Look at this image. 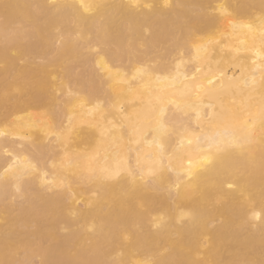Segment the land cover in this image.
Returning <instances> with one entry per match:
<instances>
[{
	"label": "bare ground",
	"instance_id": "6f19581e",
	"mask_svg": "<svg viewBox=\"0 0 264 264\" xmlns=\"http://www.w3.org/2000/svg\"><path fill=\"white\" fill-rule=\"evenodd\" d=\"M0 123V264H264V0H0Z\"/></svg>",
	"mask_w": 264,
	"mask_h": 264
},
{
	"label": "rangeland",
	"instance_id": "374dc122",
	"mask_svg": "<svg viewBox=\"0 0 264 264\" xmlns=\"http://www.w3.org/2000/svg\"><path fill=\"white\" fill-rule=\"evenodd\" d=\"M233 19H234V18H233ZM236 19H237V18H236ZM166 47H168V44H165L164 47H163V49H162V48H159L158 50H156V52L153 54V56H154V57H158V56L163 55L162 53L165 51V48H166ZM178 56H179V54H178ZM178 56H176L175 59L178 58ZM175 59L172 60V57H171V59H170V57L168 58V60H171V62H172V61H175ZM168 60H167V61H168ZM168 62H169V61H168ZM171 62H170V63H171ZM175 62H176V61H175ZM175 62H174V63H175ZM80 68H81V67H77L75 70L78 71ZM70 88H71V87H70ZM70 88H69V89H70ZM72 88H73V87H72ZM69 89H68V90H69ZM66 90H67V89L65 88V89H64V92L62 91L63 93L60 92L61 95L59 96V97H61V99L63 98L62 100L59 98V99L61 100V101H60V100H59V101H60V102L63 101V102L61 103V105H62L63 108H66V110H64L63 108H60V107H61V106H60V102H58V103L55 105L56 108H58V109H56V111L59 110V109H60L61 111H63V112H61L60 110L57 111L58 114L60 113V115H63V118H64V115H65L64 112H65V111L67 112V106H68V107L70 106V104H68V103H70V102H68L67 99H66V98H67V95H68V93H66ZM70 90H74V88H73V89H70ZM84 94H85L84 92H79L78 95H77V97L82 98V97L84 96ZM106 94H107V93L104 92V93L102 94L103 96L101 95L102 100H99V101L102 102V104L107 103V105H108L109 101H111V100H112L111 102L114 103L115 100H114V99H110V97L113 98V96H107V97H106ZM79 95H80V96H79ZM104 95H105V98H106V99L103 98ZM108 99H109V100H108ZM87 100H88V99H87ZM87 100H84V103H86ZM107 100H108V101H107ZM66 101H67L68 103H67ZM89 101H91V100H88V102H89ZM88 102H87V105L89 104ZM64 103H67L68 105H66V104L63 105ZM91 103H92V101L90 102V104H91ZM112 103H111V104H112ZM57 105H58V106H57ZM91 105H92V104H91ZM104 105H105V104H104ZM55 106H54V108H52L53 111H54V113H55V115H54V113L52 114V115H54V116H52L53 118H54L55 116L58 115V114L56 115ZM64 106H66V107H64ZM88 106H90V105H88ZM44 107H45V106H43L42 104H39V103H33V104L29 105V106H26V107L21 108L20 110H18V111H16V112L10 113L8 121H9V120H13V119H15L16 116H19V115H25V114H27V113L30 112V111L33 113V115L35 114V116H37V117H40L41 114L44 115V113H45V115H44L43 117H46V115H47L46 113L48 112L49 109H48L47 107H46L47 109H45ZM44 109L47 110V111H45ZM38 111H39V112H38ZM43 111H45V112H43ZM49 111H50V110H49ZM35 112H36V113H35ZM37 112H38L39 114H37ZM42 112H43V113H42ZM51 112H52V111H50L49 114H50ZM40 113H41V114H40ZM61 113H63V114H61ZM49 114H48V115H49ZM38 115H39V116H38ZM48 115H47V116H48ZM66 115H67V114H66ZM66 115H65V117H66ZM41 117H42V116H41ZM48 117L51 118L50 115H49ZM48 117H47V118H48ZM61 117H62V116H59V118H58V119H60L59 121L62 120ZM49 118H48V119H49ZM41 119H43V118H41ZM45 119H46V118H45ZM59 121H58V123H59ZM3 123H4V122H3ZM3 123H0V127H1V126L3 127V125H5V124H3ZM2 124H3V125H2ZM54 143H55V142H53V144H54ZM54 145H55V144H54ZM57 163H58V161L56 160V164H57ZM76 167H77L76 165H74V167L71 166V169H73V170L70 169V173H69V171H68V173L64 172V169L60 167L59 169H61V170H59V172H60V173H66V174H68V176H69V174H70L69 177H70V179H71V183H72V185H73V186H77V187H80V185H81V187L83 188L85 185L83 186V185L80 184L79 182H77L78 184H73V183H75L76 181H78V177H77L78 174L76 173V171H77L78 168H76ZM69 168H70V166H69ZM61 171H62V172H61ZM34 173H35V172H33L32 174L34 175ZM73 174H74V175H73ZM74 177H75V178H74ZM84 188H85V187H84ZM23 197H24V196H23ZM23 197H22V198H23ZM18 198H20V201H21V197H18ZM18 198H17V200L19 201ZM24 198H25V197H24ZM24 198L22 199L23 202H24ZM26 199H27V198H26ZM26 199H25V200H26ZM23 202H22V203H23ZM19 203H20V202H19ZM22 203H21V204H22ZM27 203H29L28 199H27V202H25V204H24V203H23V204L26 205ZM27 205H28V204H27Z\"/></svg>",
	"mask_w": 264,
	"mask_h": 264
}]
</instances>
